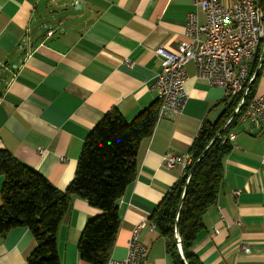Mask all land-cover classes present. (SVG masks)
<instances>
[{"label":"crops","instance_id":"1","mask_svg":"<svg viewBox=\"0 0 264 264\" xmlns=\"http://www.w3.org/2000/svg\"><path fill=\"white\" fill-rule=\"evenodd\" d=\"M192 11L190 0H0V150L64 191L84 139L104 115L115 110L130 121L158 100L150 90L161 69L155 50L176 51ZM185 71L182 113L155 121L138 146L135 179L117 203L111 259L125 257L139 226L137 239L147 248L142 264H172L148 220L181 177L178 166L167 169L161 159L189 153L202 124L214 123L223 110L222 89L197 78L192 63ZM255 95H264V76ZM230 132L221 187L192 252L202 264H264V126L239 121ZM99 214L72 200L56 231L61 264H86L77 243L85 222ZM34 247L27 228H13L0 236V264H25Z\"/></svg>","mask_w":264,"mask_h":264},{"label":"trees","instance_id":"2","mask_svg":"<svg viewBox=\"0 0 264 264\" xmlns=\"http://www.w3.org/2000/svg\"><path fill=\"white\" fill-rule=\"evenodd\" d=\"M264 8V0H254ZM257 65L260 68L257 70ZM264 49L253 57L248 94L236 114L242 94L223 100V110L214 123L202 124L189 153L197 160L189 179L180 177L149 215L148 220L165 243L172 264H202L192 252L196 235L204 228L203 217L215 203L222 182V165L231 145L223 139L237 124L255 95ZM159 101L151 103L130 121L115 110L96 124L84 139L73 178L64 191L57 190L43 176L0 150V236L25 227L35 247L25 264H61L56 250L59 223L79 198L98 209L88 219L77 243L78 258L86 264H105L119 227L118 200L134 181L136 156L142 140L148 138L156 121ZM231 122L223 127L226 120ZM179 238L182 258L176 245Z\"/></svg>","mask_w":264,"mask_h":264},{"label":"built area","instance_id":"3","mask_svg":"<svg viewBox=\"0 0 264 264\" xmlns=\"http://www.w3.org/2000/svg\"><path fill=\"white\" fill-rule=\"evenodd\" d=\"M190 3L193 11L186 16L184 40L178 44L176 51L161 47L155 50L161 67L150 85V90L156 93L159 101L156 121L182 113L187 100L184 83L188 63L194 65L197 78L222 89L223 100L242 94L233 111L236 114L248 94L249 86L245 85L253 79V75L249 77L248 63L258 49H264V8L256 5L254 0H234L230 7L222 6L218 0H190ZM199 12L204 16L203 24L198 23ZM240 121H248L255 128L264 126V95H254ZM230 122L231 117L223 127ZM223 140L233 145L234 134L230 132ZM161 161L167 169L178 166L185 182L197 162L190 153L166 154ZM237 195L235 191L233 196L236 198ZM138 227L130 232L125 257L108 258L105 264L143 263L147 248L137 239ZM217 232L214 229V233ZM175 238L179 243V238Z\"/></svg>","mask_w":264,"mask_h":264},{"label":"water","instance_id":"4","mask_svg":"<svg viewBox=\"0 0 264 264\" xmlns=\"http://www.w3.org/2000/svg\"><path fill=\"white\" fill-rule=\"evenodd\" d=\"M177 236V235H176ZM177 245V248H178V252H179V255L180 257L182 258V253H181V250H180V244L179 243H176ZM183 259V258H182Z\"/></svg>","mask_w":264,"mask_h":264},{"label":"rangeland","instance_id":"5","mask_svg":"<svg viewBox=\"0 0 264 264\" xmlns=\"http://www.w3.org/2000/svg\"><path fill=\"white\" fill-rule=\"evenodd\" d=\"M261 76H264V69H262L259 78H260Z\"/></svg>","mask_w":264,"mask_h":264}]
</instances>
